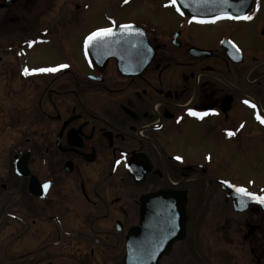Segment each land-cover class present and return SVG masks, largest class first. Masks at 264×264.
Returning <instances> with one entry per match:
<instances>
[{"label":"flooded vegetation","instance_id":"flooded-vegetation-1","mask_svg":"<svg viewBox=\"0 0 264 264\" xmlns=\"http://www.w3.org/2000/svg\"><path fill=\"white\" fill-rule=\"evenodd\" d=\"M42 1L0 0V264H125L146 197L148 250L172 241L158 264H264V206L235 191L264 186L214 156L250 138L264 155V0L212 21L141 0L85 35L86 14L43 13ZM125 25L126 50L102 40L87 54L92 32ZM55 40L73 58L30 60ZM43 68L57 71H32ZM234 216L244 232L231 244Z\"/></svg>","mask_w":264,"mask_h":264},{"label":"rangeland","instance_id":"rangeland-1","mask_svg":"<svg viewBox=\"0 0 264 264\" xmlns=\"http://www.w3.org/2000/svg\"><path fill=\"white\" fill-rule=\"evenodd\" d=\"M141 0H131L127 5H120L118 8L114 7V4H118L119 0H53L51 5H48V0H43L41 3V8H43V13L50 11L51 13H62L63 9L66 8L68 13H82L86 14L87 21L84 26H81V34L85 35L87 30L93 29V27L102 25L104 21H107L110 17L118 15L120 20H129L137 14L134 9V5L139 3ZM122 2V1H121ZM124 2V1H123ZM142 3H144L142 1ZM152 3V2H150ZM149 3V4H150ZM76 6H80V10L76 9ZM86 8V9H84ZM85 28V29H84ZM67 42V38H64ZM56 41V42H55ZM49 44H43L37 46L31 54V61L39 63H55L73 58L70 48L63 41L55 40ZM72 42L69 37L68 43ZM214 150V148H212ZM262 145L259 140H254L253 138L248 139L243 143L242 147L233 153H220L214 152V156L218 157H228L231 160L238 181L247 182L249 179L255 180L256 183L264 186V155L261 153ZM235 226L233 231V242L236 240H241V234L244 232L243 224L239 217H235ZM241 232V233H240ZM235 233V234H234ZM240 233V234H239ZM234 240V238H236ZM232 239V236H229ZM225 242H228L227 240ZM225 242L219 239V246L217 249L223 251L221 254L224 255L227 252ZM218 264H229V261H219Z\"/></svg>","mask_w":264,"mask_h":264},{"label":"water","instance_id":"water-1","mask_svg":"<svg viewBox=\"0 0 264 264\" xmlns=\"http://www.w3.org/2000/svg\"><path fill=\"white\" fill-rule=\"evenodd\" d=\"M8 3L13 2L14 0H6ZM242 3L236 0H228V3H224L223 0H177L175 5L176 8H179V11L185 14L189 18H193L198 21H211L217 20L221 18H228L235 16V14L239 13V7ZM132 28H120L118 30L112 31L110 36L106 38L109 39V44L113 48V51L126 50V47L130 44L128 43V39H130L129 34L131 33ZM102 41V40H101ZM100 41H94L89 43V46H96ZM113 53V54H115ZM92 53H90L91 55ZM91 60H93L91 56ZM157 197L167 198L166 194H158ZM152 198H144V202L142 205V220L141 226L139 228L131 231L129 236V240L127 243V255L125 259V264H158L161 259L163 253H168L170 251L172 241L167 247V251H159L158 242H155V249L157 250L155 256H152L151 251L148 250V231L150 226V220L148 219V214L151 212V208L148 204L149 200ZM248 202H256L254 200L249 199ZM258 203V202H257ZM264 205V204H263ZM155 213L157 214H168V210L163 208L155 209ZM168 218L165 217L156 222H162L164 224L168 223ZM138 238V243L134 242V240ZM142 239V240H141Z\"/></svg>","mask_w":264,"mask_h":264},{"label":"snow or ice","instance_id":"snow-or-ice-1","mask_svg":"<svg viewBox=\"0 0 264 264\" xmlns=\"http://www.w3.org/2000/svg\"><path fill=\"white\" fill-rule=\"evenodd\" d=\"M224 3H228V0H223ZM171 3L173 5H176L177 0H171ZM177 11H179V8H177ZM228 18H241L239 16L237 17H228ZM245 20L251 19V16H243L242 17ZM124 28H131V25H125L123 26ZM112 28H103V29H99L97 31L92 32L88 37H87V43H92L94 41H100L103 40V38L110 36L112 34ZM60 67H67V65H61ZM29 70L25 69V72L27 73ZM33 72H55L57 71L56 68H43V69H34L32 70ZM245 103H248L247 101H245ZM252 107H255V105H252ZM191 115H206L205 114H200V113H195V112H190ZM257 119L260 120L261 123H264V118H262L259 114L257 115ZM229 135H232V133H229ZM177 159H180L179 157H177ZM224 183H228L227 181H225ZM45 187H47V185H45ZM235 191L244 197H247L248 199L254 200L256 202H259L261 204H264V196H257L254 193L249 192L246 188L244 187H236Z\"/></svg>","mask_w":264,"mask_h":264}]
</instances>
